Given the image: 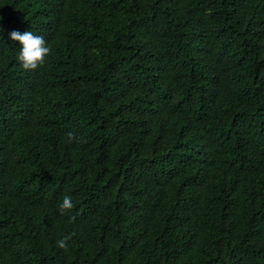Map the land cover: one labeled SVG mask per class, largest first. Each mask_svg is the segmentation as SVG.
I'll return each instance as SVG.
<instances>
[{
	"label": "trees",
	"instance_id": "1",
	"mask_svg": "<svg viewBox=\"0 0 264 264\" xmlns=\"http://www.w3.org/2000/svg\"><path fill=\"white\" fill-rule=\"evenodd\" d=\"M0 264H264V0H0Z\"/></svg>",
	"mask_w": 264,
	"mask_h": 264
},
{
	"label": "clouds",
	"instance_id": "2",
	"mask_svg": "<svg viewBox=\"0 0 264 264\" xmlns=\"http://www.w3.org/2000/svg\"><path fill=\"white\" fill-rule=\"evenodd\" d=\"M9 39L18 42V60L24 69H36L42 65L51 52L50 46L44 37L35 34L31 30H13L9 33ZM61 209L70 210L73 207L70 196H65L60 205ZM68 237L58 241L61 248L67 247Z\"/></svg>",
	"mask_w": 264,
	"mask_h": 264
}]
</instances>
